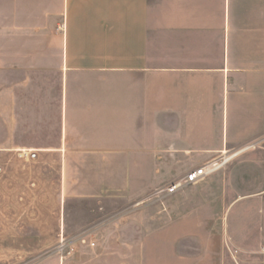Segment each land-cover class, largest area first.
I'll use <instances>...</instances> for the list:
<instances>
[{
  "label": "crops",
  "instance_id": "crops-1",
  "mask_svg": "<svg viewBox=\"0 0 264 264\" xmlns=\"http://www.w3.org/2000/svg\"><path fill=\"white\" fill-rule=\"evenodd\" d=\"M24 100L26 135L39 130L43 139L20 146ZM260 141L264 0H0V152L39 153L26 163L59 153V181L75 177L80 196L137 199L153 184L169 185ZM102 152L112 153L110 161L97 159ZM86 167L110 171L90 182L82 179ZM133 168L136 176L153 169L152 185L131 193ZM221 171L191 186L194 192L178 193L177 200L202 204L175 221L188 223L197 211L212 219L221 207L226 216L223 191L216 209L205 196L223 181ZM97 182L100 189L92 187ZM209 221L204 233L172 222L148 234L138 223L142 235L133 243V224L123 219L122 229L104 227L106 235L74 259L50 252L54 243L37 264H100L101 251L108 264H239L227 256L236 247L228 231ZM263 246L264 236L262 264ZM87 249L98 254L79 262Z\"/></svg>",
  "mask_w": 264,
  "mask_h": 264
},
{
  "label": "rangeland",
  "instance_id": "rangeland-1",
  "mask_svg": "<svg viewBox=\"0 0 264 264\" xmlns=\"http://www.w3.org/2000/svg\"><path fill=\"white\" fill-rule=\"evenodd\" d=\"M21 106L20 135L15 137V141L20 146L27 145L28 140L37 144L43 136L37 134L39 130L26 135L25 100ZM37 125L36 121L35 128ZM246 151L248 149L239 151L233 157L227 156L226 161L230 159L227 164L231 163L219 173L223 181L217 180L205 189L207 205L212 209L219 206V192L225 193L226 216L222 207L212 219L206 213L197 211L188 223L185 220L183 224L181 220H175L187 214L194 204H202V200L176 199L178 193L194 192L195 188L192 187L174 195L162 193L167 184L152 185L155 179L153 169L141 176H136V169H132L129 179L131 193L138 186L152 185L137 199L112 200L115 197L112 192L105 193L100 199H91L80 196L81 185L75 182V177H69L67 184L59 181V153H41L38 162L26 163L18 158L17 152H0V167L3 169L0 173V264H37L46 258L42 252L44 247L58 244L61 235L65 239H72L83 232L94 231L87 244H75L66 250L64 256L74 259L81 246H90L100 239L101 234L106 235L104 227L110 225L112 228L109 229H116L118 227L115 225L118 224L122 229L123 219L133 224L130 232L133 243H137L142 235L138 223L144 225L148 234L172 222L178 227L195 226L200 233H204L211 220L217 227L228 231L236 246L226 248L230 259L237 257L239 264L244 258L252 264H262L263 256L258 252L264 236L261 231L264 217L260 212L264 209V195H251L264 189V144ZM112 156V153L102 152L97 159L102 161L104 157L110 161ZM102 170L110 171V168H83L82 179L86 177L89 181H98V172ZM114 172L123 175L124 170L116 168ZM87 186L91 188V184ZM101 186L98 182L92 185L94 189ZM34 190L45 196L33 195ZM81 251L85 258L79 259V262L90 261L98 254L89 249ZM100 256V264H108L104 251Z\"/></svg>",
  "mask_w": 264,
  "mask_h": 264
},
{
  "label": "built area",
  "instance_id": "built-area-1",
  "mask_svg": "<svg viewBox=\"0 0 264 264\" xmlns=\"http://www.w3.org/2000/svg\"><path fill=\"white\" fill-rule=\"evenodd\" d=\"M262 143L263 141L252 143L248 145L246 148L248 150H251L254 149L255 147L260 146ZM235 154L231 156H234ZM17 156L19 159L24 161H34L38 159L39 153L35 150L21 149L17 151ZM225 156L226 155L224 154L222 158L211 161L205 165H202L188 172L181 179L167 185L162 190V193H165L168 196L174 195L185 188L200 184L201 182L215 175L225 167V165H223V163L226 160ZM2 172L3 169L0 168V173ZM94 233H95L94 231L83 232L72 239H65V236L61 235L59 243L53 249H51L50 252L58 253L62 257L64 256L66 250L69 249L70 247H74L75 244H87V240L91 238ZM95 245H96L95 242H92L90 244L91 247H94ZM261 253L264 255V246L261 249Z\"/></svg>",
  "mask_w": 264,
  "mask_h": 264
},
{
  "label": "bare ground",
  "instance_id": "bare-ground-1",
  "mask_svg": "<svg viewBox=\"0 0 264 264\" xmlns=\"http://www.w3.org/2000/svg\"><path fill=\"white\" fill-rule=\"evenodd\" d=\"M245 149H247V148H245ZM237 154V153H236ZM227 156H229V155H226L225 156V159L227 160ZM231 157H233V156H231ZM226 160H225V162L223 163V165L226 163Z\"/></svg>",
  "mask_w": 264,
  "mask_h": 264
}]
</instances>
